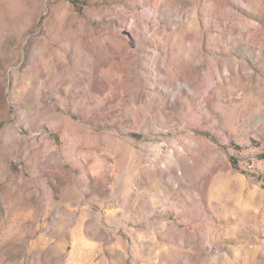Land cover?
<instances>
[{"label":"rangeland","instance_id":"374dc122","mask_svg":"<svg viewBox=\"0 0 264 264\" xmlns=\"http://www.w3.org/2000/svg\"><path fill=\"white\" fill-rule=\"evenodd\" d=\"M0 264H264V0H0Z\"/></svg>","mask_w":264,"mask_h":264}]
</instances>
